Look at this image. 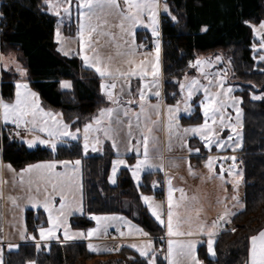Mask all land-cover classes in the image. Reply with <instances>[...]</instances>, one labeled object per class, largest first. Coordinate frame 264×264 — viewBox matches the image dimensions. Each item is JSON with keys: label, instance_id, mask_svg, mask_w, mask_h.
I'll return each instance as SVG.
<instances>
[{"label": "snow or ice", "instance_id": "1", "mask_svg": "<svg viewBox=\"0 0 264 264\" xmlns=\"http://www.w3.org/2000/svg\"><path fill=\"white\" fill-rule=\"evenodd\" d=\"M75 5L76 14L78 17V35L80 41V55L84 64L88 68H92L101 78L100 89L107 97L108 101L116 108H101L99 115L94 116L89 123L83 126V144L82 149L85 154L91 149L92 152L102 151V145L105 140L112 141V148L116 150L117 158L112 161V175L108 177L110 183H115V176L120 166L127 167L131 172L132 178L137 182L139 188L141 172L147 169L164 170L162 160L159 163L154 161L150 153V143L155 144V139L152 135L154 125L157 121H151V114L155 113L157 117L160 115V84L158 79L159 61H160V13L161 7L165 14L171 17L172 21H176L177 17L172 15L168 5L165 3L161 6L160 0H123L121 4L119 0H43L41 11H47L51 15L61 17L57 21V43L60 42L61 34L59 25L63 20V16L71 17ZM108 17H115L117 23H109ZM243 23L249 27L254 37L259 40V44L253 43L252 50L256 55L254 60L264 63V20L259 23H253L251 20L245 19ZM115 28L117 33H113L110 29ZM146 28L150 30L153 37L154 59L153 52H148L141 59H137L140 55V49L145 45L136 43V29ZM201 31H207V26H204ZM106 37L108 41L118 50L116 54L104 56L101 55L93 45L98 43L99 39ZM60 49H58L59 51ZM86 50L93 52L89 56ZM67 55V53H65ZM2 59V57H0ZM216 61H220L221 57L217 56ZM12 63H15L13 60ZM211 66L210 60L197 58L195 61L189 62V67L196 68L197 71L207 81L202 84L199 79L185 77L186 82L179 80L176 83L179 85L181 100L177 101L176 105H167L166 113L168 117L166 128L169 133V141L173 138L178 140L183 147H187L188 152L199 153V148H191L188 146V136H199L203 142L205 149L211 152L213 145L219 150L224 147H231L233 151L242 147L243 142V109L240 105L243 103L241 97L233 96L232 87L225 86V80L219 74L210 76L205 72L206 67ZM264 71V68L260 69ZM16 71L20 77L26 76V69L20 65H16ZM151 76V82H147L146 78ZM138 77L140 81L139 92V112H133L132 107H124L121 105V100L125 95L132 97L131 80ZM104 81H108L105 83ZM119 86V92L115 91ZM255 87V86H253ZM60 90H71L72 83L69 81L59 82ZM145 89H151L152 94L157 98L155 105H146ZM203 92V99L200 101V111L203 113V123L195 126L182 128L180 127L179 116L180 105L183 104V110L191 116L193 97L197 92ZM175 95V93L173 94ZM252 100L264 99V94H252ZM128 105H134V98L127 101ZM121 108L123 110V118L121 116ZM231 108L235 112V117L226 111ZM135 116V129L137 135L133 134L132 115ZM143 117V119H142ZM124 118H127L126 120ZM0 121L6 127L8 124L15 126L14 135L20 138L22 144L27 145L32 149L38 145L51 149L53 153L57 151L58 145L69 144L71 141H80L81 129L73 127L69 123H65L62 114L45 110L41 105L40 95L33 91L28 83L21 81L15 82V97L14 99H5L0 96ZM75 123V122H73ZM127 124V148L128 152L135 151L136 163L130 165L126 159L122 158L117 143V135L122 125ZM31 134V138H25L21 135V129ZM228 129L230 134L225 140L220 133ZM42 133L43 135H39ZM101 135L103 139L101 138ZM134 140V142H133ZM231 142V143H229ZM75 147V145H71ZM141 148L143 151L141 152ZM159 160V156L156 157ZM218 159L232 160V165L227 168V175L234 177L233 195L231 200L233 208L243 209L244 203L239 200L238 187L240 180L243 179L242 170L238 169L236 164V156L232 157H214L208 155L205 161V168L208 171L209 178L217 175L224 182L225 168L220 166L219 173H215V164ZM60 165L64 170L57 171V165ZM81 160L75 161H49L38 164H29L22 169L19 174V187L24 191L21 197L9 196L8 201L13 208L23 211L21 201L32 208H43L47 213V227L43 224L37 225L39 239L36 235H27L26 229L21 230V240H31L35 242L37 251L41 250L42 245L39 241H48L58 237L56 233L63 229V241L87 239L88 250L90 252H110L119 251L121 245H117L115 249L93 244L92 238L99 239L101 236L108 235V228L115 226L119 236L124 237H149V233L143 228L133 225L130 221L122 216H100L90 214V219L96 222V227L91 228L85 234L82 231L72 232L68 224V217L75 213L84 214L82 185L78 182ZM9 171H12L11 166H8ZM189 174L194 175V171L189 164ZM168 185L167 189V254L165 260L168 264H202L196 255L198 241L194 238L188 240H176L173 237H196L198 235L207 236V252L210 256L215 257L214 250L215 238L218 230L223 228L227 223L231 222V217L236 215L225 204L224 211L220 213L209 226L205 222L199 220V210H197L195 230H193V218L191 215H181L179 209L185 207L187 197L183 189H175L172 187L171 178L166 177ZM13 185L16 186L15 178ZM26 186V187H25ZM157 187V182H153V188ZM179 191L181 193L179 199H174L173 193ZM225 191L227 189L225 188ZM80 192L79 201L76 193ZM2 195V194H0ZM59 197L58 206H56L55 198ZM142 201L147 205L148 211L161 226L165 225L164 219V204L157 203L153 197L141 195ZM193 200L196 197H192ZM224 204L225 201H218ZM188 224V230H184V225ZM124 225L127 232L121 229ZM236 231L235 228L232 229ZM116 237H113L115 239ZM249 247L247 249L246 264H264V228L259 229L255 234L248 238ZM9 251L16 249L19 245H7ZM43 247H47L45 244ZM127 247L134 249L139 253L147 264H157L155 249L151 239L144 240L140 243H130ZM3 249L0 248V264H4L2 258ZM29 264H35L30 261Z\"/></svg>", "mask_w": 264, "mask_h": 264}, {"label": "trees", "instance_id": "2", "mask_svg": "<svg viewBox=\"0 0 264 264\" xmlns=\"http://www.w3.org/2000/svg\"><path fill=\"white\" fill-rule=\"evenodd\" d=\"M163 2L172 15L180 17V23H177L167 14L161 16L165 95H179L176 81H181L188 73V61H194L200 55L227 53L236 78L243 82L235 93L243 100L240 105L243 109V142L238 153L245 207L231 217V228L215 238V257L207 256L204 245L199 246L198 257L202 264H246L247 238L264 228V100L251 99L253 93L264 92V71L260 70L264 63H254L251 29L243 20L257 24L264 20V0ZM42 6L43 0H0V55H19L26 69L28 84L40 95L43 105L61 113L64 122L71 124L73 129L80 128L86 118L108 105V101L100 94L101 79L94 71L85 68L78 56L65 57L57 52L55 19L47 11H41ZM204 26H207V31H201ZM64 33L72 36L74 25ZM149 41L150 37L146 43ZM18 79L9 71L0 72V96L5 100L12 99L13 83ZM62 80L70 81L72 89L61 91L59 82ZM250 83L261 88L252 90ZM198 120L197 117L191 122ZM0 147L4 163L14 169L53 160H81L85 214L73 216L71 228H91L90 214L121 215L148 232L149 238L156 240L164 236V228L151 217L141 201V195L152 193L151 185L157 173H145L142 184L137 188L130 171L121 169L116 183L110 184L112 156H84L79 142L60 145L52 153L41 148L29 150L21 141L3 136ZM24 221L32 235L37 236V225L47 227V217L41 210L26 211ZM2 258L4 264H29L30 261L35 264H147L127 247L114 254L95 255L83 242L52 243L48 254L37 251L34 244L26 243L19 245L16 252L4 251ZM156 259L157 264H166L161 254L156 255Z\"/></svg>", "mask_w": 264, "mask_h": 264}, {"label": "rangeland", "instance_id": "3", "mask_svg": "<svg viewBox=\"0 0 264 264\" xmlns=\"http://www.w3.org/2000/svg\"><path fill=\"white\" fill-rule=\"evenodd\" d=\"M119 2L122 4L123 0H119ZM160 3H161V6H163V4H164L163 0H160ZM164 14L165 13L163 12L162 7H161L159 31L161 29V18H162L161 16L164 15ZM52 16L55 19L54 39H55V43H57V36H56V33H57V21L60 20L61 17L54 16V15H52ZM176 17H177V20H176L177 23H180L179 15H176ZM108 20H109V23H112V24L118 22L115 17H108ZM72 24L74 25V34L72 36L71 35H66L64 33V30L67 29L68 27H70ZM179 26H180V24H179ZM180 28H181V26H180ZM110 30L113 33H117L118 32V30L115 29V28H112ZM59 31H60V34H61V38H60V42L57 43V44L60 46V49H62V52L67 53V55H71V54L78 55V58L81 59V55H80V41H79V35H78V31H79V28H78V17H77V14H76L75 5H73V11H72L71 17L63 16V20H62V22L59 25ZM251 33H252V31H251ZM139 34L141 35V37L139 36ZM148 37H150V41L146 43V40L148 39ZM159 37H161V32H160V36ZM252 39H253V43L259 44V40L256 37H254L253 34H252ZM152 41H153V37H152V34H151L150 30H148L146 28H138V29H136V43L137 44L143 43L145 45V47H146L147 45L152 43ZM93 47H95L97 52H99L101 55H104V56H108V55H113L114 56L116 54V52L118 51L108 41V39L106 37L100 38L98 43H95L93 45ZM143 49H142V51H143ZM251 49H252V47H251ZM149 51L153 52V59H154V45L149 49ZM85 54L91 56V55H93V52H91L89 50H86ZM145 54L146 53L140 52V55L137 57V59L138 60L141 59L143 57V55H145ZM226 54H224L223 52H218V53H215V54L213 53V54H209V55H200L197 58H201V59H204V60H210L211 61V66L206 67L204 69L205 72L210 71V72H208L210 74V76H214L216 74L215 72L218 71L217 67L222 64L223 67L221 69L220 68L219 69L221 70L220 72L222 73L223 78L225 80V86L226 87L230 86L234 90L239 88V87L241 89V84L240 83H243V82L238 80V78H236L235 73L233 71L232 63L230 61V55H226ZM254 55H256V53H254L253 50H252V57ZM217 56L221 57L220 61H216L215 58ZM0 57H2V56L0 55ZM13 60L15 61V63H12ZM81 61H82L83 65L85 66L84 61L82 59H81ZM254 63L255 64H259L261 62H258L257 60H254ZM17 64L25 69V67L23 65V62L21 61L19 55L10 53V54H8L6 56H3L2 59H0V72L9 71L13 75L15 74V75H17L19 77V79L17 81H21L22 80V82L28 83L29 81H28V78H27V74H26L25 77L21 78L19 73L16 71V65ZM160 64H161V44H160L159 68H160ZM92 70L95 72L94 69H92ZM213 71H215V72H213ZM191 74L194 75V77L196 79H199L202 84H206L207 83V81L203 79V76L197 71L196 68H193V71H191ZM189 75H190V72L186 73L185 77L187 76L189 78ZM97 76H99V75L97 74ZM185 77L183 78L182 82H184ZM62 81H68V80H62ZM15 82L13 83V85H14V95H13L12 99H14V97H15ZM250 85H252L251 86L252 90H255V91H258L261 88L260 86L253 85L251 83H250ZM253 86H255V87H253ZM30 88L33 90L32 87H30ZM64 91H66V90H64ZM261 94H264V92L260 93V94H256V95H261ZM203 95L204 94H203L202 91L197 92L196 95L193 97V102H191L192 103V109L193 110H199L198 112L201 114L202 119L199 122L193 123V124L188 125L186 127H191V126H195L197 124L203 123V120H204L203 113L200 111V107L199 108L195 107L197 105L199 106L200 101L203 99ZM232 95L233 96H237L234 93V91L232 92ZM178 99L181 100L182 99L181 96H179ZM261 100H264V99H261ZM5 101H8V100H5ZM51 111L54 112V113L57 112V111H54V110H51ZM226 111L228 113H230L233 117H235V112H233V110L231 108L226 109ZM151 121H157V123L154 125V130H153V133H152V135H153V137L155 139V144L153 145V144L150 143V153L153 156L154 161L156 163H159L161 161V158H162V153H161L162 148L165 145H166L167 149H169V148H171L173 146H177L178 141H175L176 140L175 138H173L171 140V142L169 141V133H168V130L166 128L167 121H168L166 109L164 110V109H162L160 107V115H159V117H157V115L155 113H152L151 114ZM1 123H3V122L1 121ZM186 127H184V128H186ZM181 129H182V127H181ZM20 131H21V135L24 136L25 138H29V139L31 138V134L26 133L23 130V128ZM229 134H230V132H229L228 129H225L223 132L220 133L221 137H223L225 140L227 139V136ZM39 135H43V134L40 133ZM19 141H20V138H19ZM71 142H76V141H71ZM229 143H231V142H229ZM64 145H66V144H64ZM25 146H26L27 149H29L27 147V145H25ZM59 146L60 145H58V147ZM188 146L189 147H193L194 146L195 148H199L200 151L202 149H204L205 151L209 152L208 149L204 148L203 142L200 140L199 136H191L190 135L189 136V141H188ZM213 147H215V145H213L212 148ZM36 148L47 149L50 152H52L51 149L46 148L44 146H40V145H38V146H36V147H34L32 149H29V150H33V149H36ZM212 148H211V150H212ZM83 155L87 156L88 154H85L83 152ZM157 156H159V158H160L159 160L156 159ZM219 160L220 159L217 160V162H216V164L214 166L216 174H217L216 168L217 167L220 168L221 163L223 161H225V160H222V162L220 163ZM187 163H189V162L187 161ZM204 165L205 164L202 165V168H197L198 163L197 162H193L191 167H192V169H193V171L195 173L194 175H190L189 174V171H188L189 164L185 165L184 177H183L184 181H185V184L180 183L178 178H176L174 175H172L171 172H169L168 176H167L168 178H171V180H172V187L175 188V189H183L185 196L188 198L186 203H185V207L179 209V211H180L181 215H183V216L191 215V217L193 218V225H192L193 230H195L197 210H199V220L202 221V222H205L209 226L211 225L212 221L215 220L217 218V216L224 211L225 204H227V207L229 209H231L233 212H235V210H241L240 208H233V203L234 202L231 200V196L234 193H233L232 189H230V190L227 189V183L231 184V186L233 187V183L235 182V178L234 177L230 178L229 181H227V183L222 182L218 178L217 175H214L211 178H209L208 171H207V169L205 168ZM231 165H227L225 167V171L226 172H227V168H229ZM79 167H80V171H79V175H78V182H79L80 185H82L81 164H80ZM121 168L128 169L127 167L120 166L118 168V170H117L116 176L120 172ZM63 170L64 169L62 167L57 169V171H63ZM157 171H161V170H159L158 168H155V169H147V170L141 172V174H140L141 175V179H140L139 184L140 185L142 184V176L145 173H152V172L156 173ZM110 175H112V166H111L110 172H109V176ZM116 176H115V183H116ZM131 177H132V175H131ZM224 177H225V175H224ZM13 179H14V177H13L12 171L8 172L6 174V184H5V189H6V222H7L8 231H12L14 228H17L19 225L24 223V217H25L24 216V212L26 210H34V209H36V208H32L31 205H28V204H26L23 201H21V205L23 206V211H20L19 209H16V208L12 207V205L8 201L7 197H9V196L21 197V196L24 195V191L19 187V179L15 181L16 189H15V187L13 185ZM226 180L227 179L225 178V181ZM133 181L137 185V182L134 179H133ZM154 181L157 182L156 181V177L154 178L153 182ZM153 182H152V185H151L152 193H147V194H145V196L153 197L154 200L157 203L163 202V204H164V209H163V211H164V219H165V224H166L167 223V215H166V213H167V203H166L167 196H166L165 203H164L163 198H159L156 194H154V189L155 188H153ZM110 184H113V183H110ZM157 185H158V183H157ZM188 188L191 189L192 192H189ZM225 188L227 189V191H225ZM167 189H168V185H167ZM81 191H82V189H81ZM16 192H18V193L16 194ZM188 193H189V197H188ZM243 193H244V182H243V179H242V180H240V183H239L238 193H236L238 195V197H239V200L242 203H244ZM80 195H81L80 192L76 193V197H77L78 201H79ZM166 195H167V190H166ZM180 195H181V193L179 191H175L173 193L174 199H179ZM192 197H196V199L193 200ZM82 198H83V195H82ZM221 200H224L225 203L222 204V203L218 202V201H221ZM58 201H59V197H56L55 198L56 206H58ZM141 201H142V199H141ZM142 204L146 207V209L148 211V207L143 201H142ZM83 208H84V206H83ZM84 213H85V209H84ZM149 214L151 215L150 212H149ZM73 216H82V215L80 213H75L74 215L69 216L68 217L69 226H70V220H71V218ZM100 216H103V215H100ZM151 217L156 221L155 217H153L152 215H151ZM156 222L159 224L158 221H156ZM227 224H229V223H227ZM95 227H96V222L94 221L93 222V226L91 228H95ZM188 227H189V225L185 224L184 225V230L187 231ZM91 228H88V229H85V230H78V229H73L70 226V230L72 232L82 231L84 233H87V231L89 229H91ZM110 228H115V229H111V230H115V232L118 233L116 231V227L115 226H110L108 229H110ZM230 228H231V226H229V225L225 226L224 225L223 226V230H222V228L220 230L221 231H226V230H229ZM218 232H219V230H218ZM59 235H61L63 237V229H60L56 233V236H59ZM201 237H207V236L206 235H203V236L198 235L196 237L183 236V237H180V238H184L185 240L192 239V238L196 239L198 241V244L201 243V245H204L207 256L213 257V256H210L208 254V252H207V238H206L205 241H202ZM159 239L160 238L156 239V242H157L156 246H155V243L153 242V248L155 249V254H157V252H158V254L159 253L161 254L163 252V244H162L161 241L158 242ZM136 243H140V242H136ZM128 244H130V243H128ZM198 249H199V246L197 245V248H196L197 257H198ZM161 255L164 258L166 253H163ZM198 259H199V257H198ZM165 261L168 264L167 260H165Z\"/></svg>", "mask_w": 264, "mask_h": 264}, {"label": "crops", "instance_id": "4", "mask_svg": "<svg viewBox=\"0 0 264 264\" xmlns=\"http://www.w3.org/2000/svg\"><path fill=\"white\" fill-rule=\"evenodd\" d=\"M158 39H159L160 44H161V64H160V68H159L160 71H159V75H158L159 84H160V89L159 90H160V93H161L160 107L165 110L167 105H176L177 101H179L178 97L181 96V95H180V89H179V95L177 97L176 96H173V98H171V99H168L167 96L164 93V83H163V76H162V39H161V37H159ZM149 45H151V47H152L153 46V43H150ZM56 49H57V52L60 55H62V56H65V57L75 56V54L65 55V53L62 52V49H60V46L57 43H56ZM58 49H60V50L58 51ZM140 52H142V53H148L150 51L143 52L142 49H140ZM76 56H78V55H76ZM80 61H81V59H80ZM81 63H82V61H81ZM82 65H83V63H82ZM222 67H223V65L221 64L220 66L217 67L218 68V71H216V72L213 71V72H215L216 74H219L221 77H223L222 73L220 72L221 71L220 69ZM85 68L92 70L91 68H88V67H85ZM191 71H193V68L192 67H190V69L188 71V72H190L189 79L195 78L194 75L191 74ZM208 72H210V71H207V73ZM184 77H185V75L182 77V80H183ZM146 80H147V82L150 83L151 80H152V77L149 76V77L146 78ZM182 80H181V82H182ZM104 82L107 83L108 81H104ZM184 82H186V81L184 80ZM131 86H132L131 87L132 97H129L126 94L127 93V89H125V95H124L123 99L121 100V105H123L124 107H132L133 108V112H139V104H140V101H139V92H138V89L140 87V81H139V78L138 77L132 78V80H131ZM236 90L237 89L234 90V93L236 92ZM66 91H69V90H66ZM115 91L119 92V86L117 87V89ZM100 94L103 95L106 98V100L108 101L107 97L101 92V89H100ZM145 94H146V97H147V99H146V105H155L157 103V98L155 97V95L152 94V90L151 89H145ZM130 98H134V100H135V104L134 105H128L127 104V101ZM42 104L43 103H41V105ZM42 107L45 108L46 110H52V109L47 108L45 105H42ZM116 107H117V105H114V104H112V103H110L108 101V105H106L105 107H102V108H116ZM195 107L199 108L198 105L195 106ZM180 109L181 110L178 113V116H179L180 127H182V128H184V127H186L188 125H191L193 123H196V122H191V120H193L194 118H197L198 117L199 120L197 122H199L202 119L201 114L198 112L199 110H193L192 109L191 116H189L188 113H186L183 110V104L180 105ZM97 115H99V111H97L95 114L91 115L90 117L86 118L85 121L83 122L82 126L80 127V129H81V139L78 142L80 143L81 147H82V144H83V126H84V124L89 123L91 121V119L94 116H97ZM130 115H132V113H130ZM121 116L123 118V110H122V108H121ZM124 119L126 120L127 118H124ZM142 119H143V117H142ZM132 120H133V134L135 136L138 133H137V131L135 129V116L134 115H132ZM8 125L13 126L15 128V126L12 125V124H8ZM127 131H128L127 124L125 123L124 125L121 126L120 131H119V133L117 135V143H118L119 151L122 154V158L126 159V161H127L128 164L134 165L136 163V153H135V151L128 152L126 150V148H127V135H126ZM101 138L103 139L102 135H101ZM175 141H178V140H175ZM187 141H189V136L187 137ZM133 142H134V140H133ZM191 148L194 149L195 147L193 146ZM239 149L240 148H238L235 151H233V149L231 147H224L223 149H219L218 150L217 148L213 147L212 150H211V152H207L204 149H202L199 153H196V152L189 153L187 147H183L179 141H178L177 146H173V147H171L169 149H167L166 148V145H165L162 148V151H161V153H162L161 160H162L163 165H164V170L163 171H157L156 172L157 173L156 174V181H157L158 184L160 183L161 186H162V190H163V194H164V196H163L164 203H165V199H166V196H167L166 195L167 184H166L165 180H166V177L168 176V173L169 172H171L172 175H174L176 178H178V180H179L180 183L185 184V181H184V178H183L184 177L185 165L190 164L192 166V163L193 162H197L198 163L197 168H202V165L205 164V161H206V159H207V157H208L209 154H211L214 157H221V158H223V157L236 156L237 160H239V153H238ZM142 151H143V149L141 148V152ZM87 154L88 155H108V156L111 155L112 156L111 166H112V161L117 158L116 150H114L112 148V141L111 140H105L104 141V143L102 145V151L92 152L91 149H90ZM129 158L131 160H129ZM222 160H224V159H220L219 160L220 163L222 162ZM228 160H230V159H228ZM187 161L189 163H187ZM230 161H232V160H230ZM40 163H42V162H40ZM34 164H38V163H34ZM8 166L9 165L6 164V163H4V161L2 159V150H1V147H0V194H2V195H0V248L3 249L2 256H3L4 251H9V249L7 247V245H8L9 242H11L12 244H16V245H22V244H26V243L34 244L35 245V242L34 241H31V240H21L20 239V232H21V230L26 229V234L27 235H32L27 230V228L25 226V221H24L23 224L19 225L17 228H14L12 231H8L7 222H6V189H5L6 174L8 172H11V171H9ZM27 166H25V167H23L21 169H14V168L11 167L12 174H13V177L15 178V181L19 179V174H20L21 170L24 169V168H26ZM59 168H61V167L58 164L57 165V169H59ZM121 169H126V168H121ZM238 169H240V168L238 167ZM219 170H220V168L217 167L216 168L217 174L219 173ZM152 173H154V172H152ZM224 175H225V178L227 179L226 181H229L230 178H233V177H229L227 175V172L226 171H225V174ZM136 187H137V185H136ZM15 189H16V187H15ZM227 189L228 190L232 189L231 184H228L227 183ZM189 192H192V190L189 189ZM17 193L18 192H16V194ZM188 197H189V193H188ZM38 210L43 211V208L42 207L41 208H38V209L36 208V209H34L32 211H38ZM241 210H235V213H238ZM26 211H28V210H26ZM25 212H24V216H25ZM45 215L47 217V213H45ZM103 216H111V215H103ZM116 216H121V215H116ZM92 221L94 222V220H92ZM228 225L229 224H225V226H228ZM163 228H164V232L165 233H164V236L162 238H160L161 239V242L163 244V252L161 254H163V253H166L167 254V247H168L167 240H168V236L166 235V233H167L166 224L163 226ZM111 229H115V228L108 229V235L106 237L105 236H101L99 239H97V238L94 237V238H92L91 242L93 244H99L101 246H106V247L109 248V243L107 241L108 238H109V236L111 234H117V235H119L118 233L115 232V230H111ZM121 229L123 231H125V232H127V230H128L124 225H121ZM222 230H223V228H222ZM221 232L222 231L219 230L216 238L219 236V234ZM36 237H37V240H38L39 239L38 232H37V236ZM57 237H58V239L53 238V239H50L48 241H39L40 244L42 245V248H41L40 251L42 253H44V254H48L49 253V249H50V245L52 243H61L63 241V237L61 235H59ZM206 238L207 237H201V240L202 241H205ZM122 239L126 240V247H127L128 243L142 242V241L147 240V239H151L155 243V246L157 245L156 240L153 239V238H149V237H124ZM173 239H176V240H185L184 238H180V237H173ZM77 242L86 243L87 248H88V243L90 241L87 240V239H78V240L68 241L66 243H77ZM45 244L47 245V247H43ZM197 245L200 246L201 243L200 244L197 243ZM127 248H129V247H127ZM129 249H132V248H129ZM17 250H18V248L13 249L10 252H16ZM133 251H135V250H133ZM91 253H93L95 255H107V254H109V252H99V253L91 252ZM136 253L139 254L138 252H136ZM159 254L157 252L156 255H159Z\"/></svg>", "mask_w": 264, "mask_h": 264}, {"label": "built area", "instance_id": "5", "mask_svg": "<svg viewBox=\"0 0 264 264\" xmlns=\"http://www.w3.org/2000/svg\"><path fill=\"white\" fill-rule=\"evenodd\" d=\"M151 48V45H147L144 49H143V52H148L149 49ZM189 62L187 63V66L189 67ZM168 99H171L173 98V95L172 94H169L167 96ZM14 130L15 128L13 126H10V125H7L6 127L3 125V123H1L0 121V138H2L3 136H7L9 139L11 140H14V141H19V137H16L14 135ZM232 164V161L230 160H225L221 163V165L224 166V168L227 166V165H231ZM236 164H237V167L240 165V162L239 160H236ZM154 193L159 197V198H163L164 194H163V190H162V186L161 184L159 183L157 185V187H155L154 189ZM113 237H116L115 239H113ZM108 243H109V248H112V249H115L117 245H121L120 247V250L126 248V240L122 239L119 235L117 234H111L108 238ZM161 239H159L158 242H160ZM160 246V245H159ZM119 250V251H120ZM119 251H110L109 253L110 254H114V253H117Z\"/></svg>", "mask_w": 264, "mask_h": 264}]
</instances>
